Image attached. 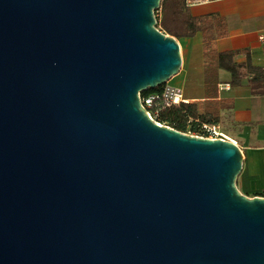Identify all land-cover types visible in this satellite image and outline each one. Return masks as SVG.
<instances>
[{
	"label": "water",
	"instance_id": "obj_1",
	"mask_svg": "<svg viewBox=\"0 0 264 264\" xmlns=\"http://www.w3.org/2000/svg\"><path fill=\"white\" fill-rule=\"evenodd\" d=\"M162 0H0V264H264L235 142L153 120L182 66Z\"/></svg>",
	"mask_w": 264,
	"mask_h": 264
},
{
	"label": "crops",
	"instance_id": "obj_2",
	"mask_svg": "<svg viewBox=\"0 0 264 264\" xmlns=\"http://www.w3.org/2000/svg\"><path fill=\"white\" fill-rule=\"evenodd\" d=\"M192 11L208 21L194 36L176 38L182 66L168 82L182 87L187 101L217 100V125L244 153L238 189L263 191L264 94L254 92L247 78L241 85H231V74L208 60L233 50L239 51L238 63L247 62L249 54L254 64L264 65V0H213L192 6ZM214 16L223 21L215 22Z\"/></svg>",
	"mask_w": 264,
	"mask_h": 264
},
{
	"label": "trees",
	"instance_id": "obj_3",
	"mask_svg": "<svg viewBox=\"0 0 264 264\" xmlns=\"http://www.w3.org/2000/svg\"><path fill=\"white\" fill-rule=\"evenodd\" d=\"M155 14L157 28L175 38L194 36L198 31L205 29L203 24L208 21L207 17L195 15L192 6L188 5L186 0H162L160 7L155 10ZM219 20L223 21L214 16L215 22ZM238 52L223 51L217 59H209L208 63L216 64L217 67L228 71L231 74V85H241L242 81L247 78L254 92L264 94V65L254 64L248 53L247 62L238 63L235 60ZM161 91L162 86H157L142 92V95L159 94L152 109L158 112L155 116L156 121L185 133L187 130L192 131L193 134H200L204 123H218L220 105L216 99L167 105ZM254 195L264 196V190L254 192Z\"/></svg>",
	"mask_w": 264,
	"mask_h": 264
},
{
	"label": "built area",
	"instance_id": "obj_4",
	"mask_svg": "<svg viewBox=\"0 0 264 264\" xmlns=\"http://www.w3.org/2000/svg\"><path fill=\"white\" fill-rule=\"evenodd\" d=\"M210 1L213 0H186L187 4L190 6H194L197 4L206 3ZM161 95L167 105L178 104L180 102L187 101V99L185 98L184 89L180 86L173 85L168 81L162 85ZM158 98H159V94L157 93H148L146 95H142V93L140 94L141 103L146 109L148 115L153 120H155V116L158 114L157 111L152 110L153 105ZM194 135L207 137L211 139L221 138L236 143V141H234L232 138L229 137V135L223 132L217 124H213V123H204L201 128V133Z\"/></svg>",
	"mask_w": 264,
	"mask_h": 264
},
{
	"label": "rangeland",
	"instance_id": "obj_5",
	"mask_svg": "<svg viewBox=\"0 0 264 264\" xmlns=\"http://www.w3.org/2000/svg\"><path fill=\"white\" fill-rule=\"evenodd\" d=\"M155 16H156V14H155ZM169 35V34H168ZM187 134H190V135H194L193 134V132L192 131H189V130H187V132H186ZM241 193H243V194H245V195H247V196H249V197H253V194L254 193H244V192H242V191H240Z\"/></svg>",
	"mask_w": 264,
	"mask_h": 264
}]
</instances>
